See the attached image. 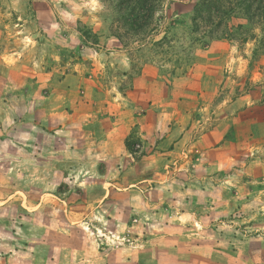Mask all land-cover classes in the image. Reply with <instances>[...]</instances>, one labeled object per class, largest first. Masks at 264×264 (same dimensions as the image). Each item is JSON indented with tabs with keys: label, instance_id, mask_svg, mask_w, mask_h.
I'll return each instance as SVG.
<instances>
[{
	"label": "rangeland",
	"instance_id": "1",
	"mask_svg": "<svg viewBox=\"0 0 264 264\" xmlns=\"http://www.w3.org/2000/svg\"><path fill=\"white\" fill-rule=\"evenodd\" d=\"M196 1L134 34L120 0H0V264H264L261 26L204 36ZM122 99L127 167L59 138Z\"/></svg>",
	"mask_w": 264,
	"mask_h": 264
},
{
	"label": "trees",
	"instance_id": "2",
	"mask_svg": "<svg viewBox=\"0 0 264 264\" xmlns=\"http://www.w3.org/2000/svg\"><path fill=\"white\" fill-rule=\"evenodd\" d=\"M160 3L161 0H120L119 9L130 32L146 33ZM192 21L195 31L205 27L202 35L222 40L255 37V32L245 33L246 23L258 25L264 41V0H197ZM127 146L130 148L129 141Z\"/></svg>",
	"mask_w": 264,
	"mask_h": 264
},
{
	"label": "crops",
	"instance_id": "3",
	"mask_svg": "<svg viewBox=\"0 0 264 264\" xmlns=\"http://www.w3.org/2000/svg\"><path fill=\"white\" fill-rule=\"evenodd\" d=\"M116 39V38H115ZM114 38H111V40H115ZM119 46V45H118ZM114 53V52H112ZM85 87H88L85 85ZM124 99L127 100L126 96H123ZM125 100H121V107H119L120 110V116L114 115V117H108L106 116L103 119L97 118L95 119V115L93 113V110L88 109V111H85L83 114L85 115V118L83 121L78 120L75 116L72 118L68 117L67 124L68 126H63L60 128L61 135L59 138L68 145V143L73 144V141H81L83 143V139L85 137V141L87 143H90L88 145L90 147L89 152L91 154L95 153V155L99 156L98 158L103 161H117L122 156L124 158V161L126 163V167L128 166V163H130V160L127 159V154H131V152L127 149L126 146V138L133 133L132 128L136 126V122H131L128 117H126L124 114L128 110ZM111 103L109 104V106ZM148 110V114L146 115L145 119H142L139 121V126L137 133L138 135H143L145 137L144 139V147L148 146L150 147L153 143L152 142V136L150 133H157L156 128V122H157V115L155 116L154 108L153 106H150ZM74 114V113H73ZM147 118H150L147 120ZM154 119V120H153ZM76 122V125L82 124L84 126L83 131L78 132L80 134H76L73 131V122ZM99 121V122H98ZM98 122V123H97ZM66 125V124H65ZM74 125V124H73ZM81 126V127H82ZM157 135V134H153ZM81 145V142L78 144ZM95 146V147H94ZM154 146V145H152ZM76 149H78L76 147ZM85 149V147H83ZM79 150V149H78ZM157 151V150H156ZM88 152V151H87ZM155 152V151H154ZM154 154V153H153ZM150 154L144 153L142 156V160H138L136 162V165H138V168L141 166V162H144L146 157H148ZM140 162V163H139ZM134 167V166H131ZM143 167V166H142ZM143 170H141L142 172ZM127 178V177H126ZM145 177H139V178H131L128 181H142ZM111 181V180H109ZM197 186V184H194ZM191 187V185H190Z\"/></svg>",
	"mask_w": 264,
	"mask_h": 264
}]
</instances>
